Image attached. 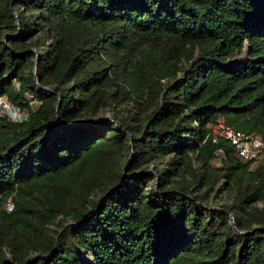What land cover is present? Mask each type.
Segmentation results:
<instances>
[{
	"label": "trees",
	"instance_id": "1",
	"mask_svg": "<svg viewBox=\"0 0 264 264\" xmlns=\"http://www.w3.org/2000/svg\"><path fill=\"white\" fill-rule=\"evenodd\" d=\"M1 95L0 264H264V0H0Z\"/></svg>",
	"mask_w": 264,
	"mask_h": 264
},
{
	"label": "built area",
	"instance_id": "2",
	"mask_svg": "<svg viewBox=\"0 0 264 264\" xmlns=\"http://www.w3.org/2000/svg\"><path fill=\"white\" fill-rule=\"evenodd\" d=\"M0 113L5 114L11 120L19 121L25 119L28 112L10 101L5 95H1ZM210 136L213 142H217L220 138L227 139L244 159L255 157L264 151L263 137L235 128L224 119H219L211 125ZM217 151L221 152V148H218ZM5 205L10 209L12 207L11 199L8 198Z\"/></svg>",
	"mask_w": 264,
	"mask_h": 264
},
{
	"label": "water",
	"instance_id": "3",
	"mask_svg": "<svg viewBox=\"0 0 264 264\" xmlns=\"http://www.w3.org/2000/svg\"><path fill=\"white\" fill-rule=\"evenodd\" d=\"M17 22H18V21H17ZM6 37H7V34H4V36L2 37V39L5 41V40H6ZM32 50H34V51L36 52V59H35V64H34V75H35V78H36L37 51H36L35 49H32ZM247 53H248V49H247ZM240 58H242V56H240ZM35 80H36V79H35ZM49 90H50V89H49ZM60 99H61V97L59 96L57 106H58L59 103H60ZM104 119H112V118H111L110 116H104V117H102L97 123H99L101 120H104ZM130 140H131V138H130ZM131 157H132V149L130 150V157H129V159H131ZM127 165H128V164H127ZM230 222H231L232 226L235 227L234 220L231 219ZM239 232H242V231H239Z\"/></svg>",
	"mask_w": 264,
	"mask_h": 264
},
{
	"label": "rangeland",
	"instance_id": "4",
	"mask_svg": "<svg viewBox=\"0 0 264 264\" xmlns=\"http://www.w3.org/2000/svg\"><path fill=\"white\" fill-rule=\"evenodd\" d=\"M29 104H30V106H32L33 108H35V107L37 106L38 103H37L36 100H32V99H31ZM101 115H103V117H104V116H109V114H108L107 111L102 112ZM220 153H221V152H219V154H220ZM9 199H10V198H9ZM8 256H9V255H8Z\"/></svg>",
	"mask_w": 264,
	"mask_h": 264
}]
</instances>
